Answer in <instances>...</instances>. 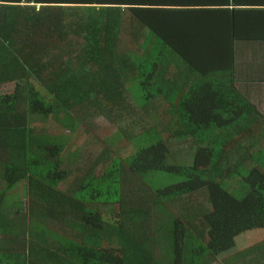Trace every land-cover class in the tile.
Instances as JSON below:
<instances>
[{"label":"trees","instance_id":"16d2710c","mask_svg":"<svg viewBox=\"0 0 264 264\" xmlns=\"http://www.w3.org/2000/svg\"><path fill=\"white\" fill-rule=\"evenodd\" d=\"M255 39L264 0H0V182L30 197L18 217L0 192V264H264V116L234 75L235 42ZM170 64L185 68L179 83ZM136 82L144 105L168 103L167 132L72 178L66 142L34 122L110 120ZM184 137L199 143L194 164L171 166L169 141Z\"/></svg>","mask_w":264,"mask_h":264},{"label":"rangeland","instance_id":"374dc122","mask_svg":"<svg viewBox=\"0 0 264 264\" xmlns=\"http://www.w3.org/2000/svg\"><path fill=\"white\" fill-rule=\"evenodd\" d=\"M132 40L133 38L130 35H125L123 33V48H134L135 51L140 53L143 52L141 45L133 43ZM130 87V85H127L126 90L128 89L129 91ZM14 91L15 84H8L2 88L4 94ZM125 95L127 97L126 108L122 110L116 109L115 107L111 108L110 120L101 114L92 116L81 112L80 116L83 117V119L80 123L78 122L77 128L74 131L65 128L60 121L53 117L47 120L37 119L34 122V125L38 127L37 129H39L41 133L49 135L50 138L55 137L58 142H66V149L62 157L63 160L72 158L76 161L68 164L70 166V171H72V178L82 177V173H80V171H82L80 170L81 164H87L83 169H87L88 166L94 168L96 161L98 162L97 174H101L100 171L106 169L111 160L119 159L124 161L133 156V154L141 148L147 145L149 146L151 138L159 134L163 137L165 132H167V128H163L168 125L166 112L169 106L165 99L158 98L148 105H144L148 103V100L143 99L142 87L139 86L138 82H136L133 96L129 92ZM135 99L141 101L142 106H139ZM142 137L144 140H140ZM159 140L160 139L154 141ZM169 145L172 156V158L168 160L169 165L192 166L194 164V158L199 143H196L192 137L173 138L169 141ZM77 157L80 159L77 160ZM98 159H101L102 162H99ZM253 167V162L246 164L248 170H251ZM77 169L78 173L76 172ZM165 177L164 175L160 178L162 179ZM73 182V180L70 181V189L74 187ZM150 182L153 186H157L158 184L155 179L150 178ZM6 186L5 183L0 182V192L4 191L7 193L6 202L10 206L11 211H16L15 204H20V206H17L20 209L18 217L23 215L27 216L26 213L29 212L30 197L29 194L26 193V183H20L16 187L10 189ZM204 199L207 198L203 195H198L194 206H201L204 210H208L210 208V203ZM203 205L209 206L203 207ZM180 206H182V204ZM118 208V206L113 205L111 210H116ZM13 217L18 218L15 215H13ZM152 220L156 224L155 228H153L156 235H162L164 231L158 223L160 222L161 225L164 220L160 216L157 218L153 217ZM50 227L54 226L50 225ZM55 230L57 229L55 228ZM19 238H21V236H19ZM22 239L23 238H21V240ZM159 247L161 249L160 252L164 253L162 242H160ZM1 262L4 264L5 260ZM203 264H210V259L204 261Z\"/></svg>","mask_w":264,"mask_h":264},{"label":"crops","instance_id":"0c3cea01","mask_svg":"<svg viewBox=\"0 0 264 264\" xmlns=\"http://www.w3.org/2000/svg\"><path fill=\"white\" fill-rule=\"evenodd\" d=\"M234 60L236 89L264 116V41L256 39L236 41ZM168 66L167 76L177 77L176 82L179 83L186 73L184 66L183 68L175 64Z\"/></svg>","mask_w":264,"mask_h":264}]
</instances>
